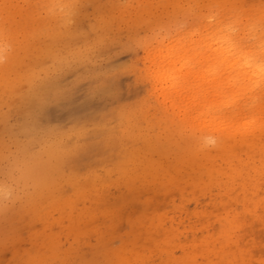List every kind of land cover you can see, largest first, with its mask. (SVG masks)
<instances>
[{
  "label": "rangeland",
  "instance_id": "rangeland-1",
  "mask_svg": "<svg viewBox=\"0 0 264 264\" xmlns=\"http://www.w3.org/2000/svg\"><path fill=\"white\" fill-rule=\"evenodd\" d=\"M224 1L0 0V264H264V203L246 210L233 160L199 143L148 59L211 12L242 14L239 38L259 46L264 13L241 3L264 0ZM230 209L252 218L245 235H217Z\"/></svg>",
  "mask_w": 264,
  "mask_h": 264
},
{
  "label": "bare ground",
  "instance_id": "bare-ground-1",
  "mask_svg": "<svg viewBox=\"0 0 264 264\" xmlns=\"http://www.w3.org/2000/svg\"><path fill=\"white\" fill-rule=\"evenodd\" d=\"M238 2L225 0L217 2L215 6L236 10ZM241 4L245 8L248 7V10L254 9L258 12V18L264 13V3H254L253 6L248 5V2ZM213 7L210 6L211 9H214ZM241 15H231L232 20L223 22V14L211 12L207 15L208 20L201 22L192 31L187 44L175 39V44L158 45L148 55V59L153 65L157 63L154 77L161 85V91L172 98L171 105L176 103L178 110V105L185 102L186 108L182 110L185 120L201 132L199 143L208 146L211 142L208 138H213L218 153L224 149L219 153L221 159L227 162L233 160V166L230 172H226V177L241 178V190H249L253 196L247 197L244 203L246 210L251 212L256 209V204L264 203V195L261 197L258 192L264 188V93H255L258 85L264 83V39L260 41L259 46H248L239 38L245 28L251 25L248 22L242 27ZM202 25L206 28L215 27L197 40L195 35ZM251 84L253 85L250 86ZM241 100L242 102H239ZM230 105L234 106L231 109L234 114H230L231 116V110H228ZM256 152L262 153V157L256 158ZM208 154L205 157L209 158V163L206 162L204 168L212 177L210 182L214 183L220 170L214 168L213 156ZM184 156L180 158L185 160ZM189 157L191 158V155ZM192 158L194 159V156ZM181 160L177 162L182 165L184 163ZM194 177H197V174ZM227 198H235L233 186L228 187ZM207 215L199 218L205 227L210 224L207 218L210 215ZM224 219L225 230L217 235L228 238L234 237L237 232L245 235L246 228L252 221V218L249 219L237 209L226 211ZM215 236L216 232L207 234L206 240ZM224 251L222 242L219 248L203 247L201 255L208 256L214 252L217 256Z\"/></svg>",
  "mask_w": 264,
  "mask_h": 264
}]
</instances>
